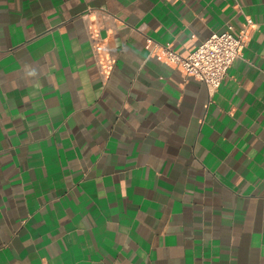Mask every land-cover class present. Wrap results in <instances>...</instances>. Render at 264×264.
<instances>
[{"label": "crops", "instance_id": "obj_1", "mask_svg": "<svg viewBox=\"0 0 264 264\" xmlns=\"http://www.w3.org/2000/svg\"><path fill=\"white\" fill-rule=\"evenodd\" d=\"M0 264H264V0H0Z\"/></svg>", "mask_w": 264, "mask_h": 264}, {"label": "built area", "instance_id": "obj_2", "mask_svg": "<svg viewBox=\"0 0 264 264\" xmlns=\"http://www.w3.org/2000/svg\"><path fill=\"white\" fill-rule=\"evenodd\" d=\"M254 26L253 20L246 18V25L237 36L234 27L228 25L221 33H214L203 41L196 50L188 56H183L171 48H161L154 45L153 53L158 55L159 50L164 53V61L179 70L182 75L204 83L211 91H216L228 74L234 63L243 57V51L248 45L250 29ZM148 42H152L148 40ZM99 65L104 78H107L113 69L111 60H105L99 55Z\"/></svg>", "mask_w": 264, "mask_h": 264}]
</instances>
